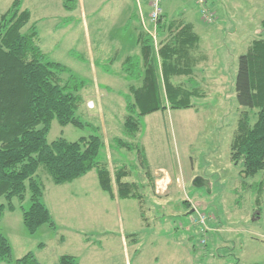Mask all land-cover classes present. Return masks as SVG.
<instances>
[{
  "label": "rangeland",
  "instance_id": "rangeland-1",
  "mask_svg": "<svg viewBox=\"0 0 264 264\" xmlns=\"http://www.w3.org/2000/svg\"><path fill=\"white\" fill-rule=\"evenodd\" d=\"M13 1L0 0V16ZM204 1L210 22L201 18L195 0H161L167 20L193 24L200 39L193 53L207 66L213 64V72L196 73L194 86L201 96L192 99V108L141 118L137 141L147 159L142 165L137 152L113 143L122 136L128 95V84L119 77L121 63L124 56L139 53L137 19L128 20L133 14L140 17L136 1L79 0L75 11L66 12L62 0H24L42 52L86 83V102L78 113L83 128L62 127L54 120L48 143L99 136L104 143L99 160L111 169L126 166L131 172L126 181L140 186L144 204L141 212L136 200H111L99 188L95 171L55 186L40 169L42 202L56 228L46 224L29 235L21 211L30 206L29 197L22 204L13 199L15 210L5 211L0 220L11 260L0 264H16L28 253L39 264H58L62 256L75 257L77 264H264V194L257 206L253 189L262 174L243 188L241 167L230 161V143L244 110L235 93L238 58L254 40H264V0ZM141 11L144 16L150 12L142 0ZM172 81L192 88L186 78ZM165 172L173 183L169 192L156 194L151 178ZM195 179L208 187H195ZM197 213L205 215L206 226L196 225Z\"/></svg>",
  "mask_w": 264,
  "mask_h": 264
},
{
  "label": "trees",
  "instance_id": "trees-1",
  "mask_svg": "<svg viewBox=\"0 0 264 264\" xmlns=\"http://www.w3.org/2000/svg\"><path fill=\"white\" fill-rule=\"evenodd\" d=\"M23 3L24 0H14L0 16V220L5 211L15 210L13 199L22 204L29 197L28 209L21 208L27 233L32 236L46 224L56 228L42 202L44 188L37 174L40 169L55 186L71 184L95 171L99 188L111 200H136L142 212L144 196L140 186L126 181L131 177L130 170L122 165L111 169L107 162L99 160L104 148L99 136L90 135L75 142L60 138L48 143L54 120L62 127L83 128L85 123L78 113L86 102V83L67 67L48 60L40 47L37 25L31 23V13ZM78 3L79 0H62L61 5L66 12H73ZM166 18L162 15L158 21L160 40L155 51L139 15H132L130 24L137 19L139 27L135 30L139 53L123 59L119 75L128 84V95L124 97L122 136L113 143L118 149L137 152L142 165H147V159L137 141L141 118L158 111L190 109L192 99L201 96L193 81L199 63L193 52L199 36L193 24ZM117 56L118 51L109 58L110 66ZM181 77L187 79L191 89L172 81ZM235 93L244 110L230 143V161L241 167L243 188L248 187V179L262 174L253 186L255 203L260 206L264 194L263 39L254 40L239 56ZM141 216L145 220L144 214ZM11 253L7 239L0 234V261L10 262ZM16 264L39 263L28 253ZM58 264H77V260L62 256Z\"/></svg>",
  "mask_w": 264,
  "mask_h": 264
},
{
  "label": "built area",
  "instance_id": "built-area-1",
  "mask_svg": "<svg viewBox=\"0 0 264 264\" xmlns=\"http://www.w3.org/2000/svg\"><path fill=\"white\" fill-rule=\"evenodd\" d=\"M135 1L140 11V18H141L142 26L144 30L148 32V34L151 36L152 41H153V47L155 51H157L158 50L157 48L158 47L157 24H158L159 19L162 16L161 0H147V6L150 9L149 15L147 17V21L143 17V14L141 11V0H135ZM195 2L200 7L201 18L207 22H210L211 16L207 12L208 10L205 7V1L195 0ZM145 24L148 25L149 27L145 26ZM205 222H206L205 215H201L200 213H197V222H196L197 224L196 225L206 226ZM206 231H207V227L204 230L201 229V232L205 233Z\"/></svg>",
  "mask_w": 264,
  "mask_h": 264
},
{
  "label": "crops",
  "instance_id": "crops-1",
  "mask_svg": "<svg viewBox=\"0 0 264 264\" xmlns=\"http://www.w3.org/2000/svg\"><path fill=\"white\" fill-rule=\"evenodd\" d=\"M142 2L144 3H147V0H142ZM165 15V14H164ZM148 16V15H147ZM147 16H144L143 17L147 18ZM167 17V15H166ZM130 19V18H129ZM128 19V20H129ZM141 18L139 17V20ZM147 21V20H146ZM141 22V20H140ZM194 31H195V28H194ZM121 42V40H119ZM127 56V55H126ZM124 56V58L126 57ZM123 58V59H124ZM212 67H213V64H211V66L209 67V65L207 66V63H205V61L203 62H200L198 63V66L196 67L195 71H194V76H193V81L195 84H198L199 82H197V80L195 79V75L196 73L199 74L200 76L202 75H211L212 74ZM199 72V73H198ZM195 77V78H194ZM166 173V172H165ZM158 173H155V177L154 179L151 178V181H152V184H154V190H155V193L156 194H159V192L161 191L162 192H165V191H168L169 192V188L170 186L172 185L173 183V180L169 177V175L166 173L164 174L163 176L161 177H158L159 175H157Z\"/></svg>",
  "mask_w": 264,
  "mask_h": 264
},
{
  "label": "water",
  "instance_id": "water-1",
  "mask_svg": "<svg viewBox=\"0 0 264 264\" xmlns=\"http://www.w3.org/2000/svg\"><path fill=\"white\" fill-rule=\"evenodd\" d=\"M193 185H194L195 187H199V186H202V185L208 187V183L202 181L201 179H195L194 182H193Z\"/></svg>",
  "mask_w": 264,
  "mask_h": 264
}]
</instances>
